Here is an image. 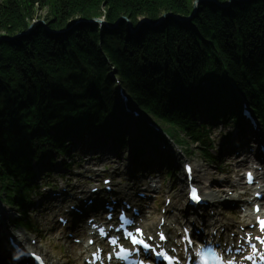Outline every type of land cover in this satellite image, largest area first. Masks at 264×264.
Here are the masks:
<instances>
[{
  "label": "trees",
  "instance_id": "trees-1",
  "mask_svg": "<svg viewBox=\"0 0 264 264\" xmlns=\"http://www.w3.org/2000/svg\"><path fill=\"white\" fill-rule=\"evenodd\" d=\"M219 1L224 3L229 0ZM191 5V0H0V36L9 39L0 44L1 175L9 177L14 170L21 171L4 160V142L7 138H16V129L14 134L8 133L12 131V126L7 127L16 124L19 119L14 110L16 104L30 109L28 101L24 100L29 92L35 95L34 92L46 87V78L57 77L59 71L83 70V78H86L88 70L95 68L96 76L104 80L109 69L105 59L107 55L117 67L131 97L146 113L171 127L186 128L188 125L183 122L167 119L160 102L164 98L154 78L162 70L164 57L169 65H178L177 59H181L182 74L174 75L170 82L178 81L180 76L187 78L198 73L209 58L217 61L218 56L227 62L237 79L240 66L247 65L253 74L264 69V0L243 2L231 9L208 4L202 6L199 17L193 21L199 28V34L168 18L159 30L145 25L144 36L138 40H127L129 32L125 22L117 26L118 34L113 35V41L106 34L101 42L96 30L86 24L81 25L84 30L79 27L66 37L55 36L40 26L31 37L21 36L15 40L16 35L27 32L29 23L41 19L38 14L45 9L48 12L44 20L48 28L60 31L77 19L99 17L103 10L112 24L127 18L135 25L143 18L157 22L162 15L169 13L186 16L191 12ZM236 27L243 35L240 38L242 50L237 49L233 41ZM142 55L146 57L145 73L140 69ZM37 68L43 70L46 78L36 74ZM33 108L37 106L33 105ZM21 114L25 112L21 111Z\"/></svg>",
  "mask_w": 264,
  "mask_h": 264
},
{
  "label": "snow or ice",
  "instance_id": "snow-or-ice-1",
  "mask_svg": "<svg viewBox=\"0 0 264 264\" xmlns=\"http://www.w3.org/2000/svg\"><path fill=\"white\" fill-rule=\"evenodd\" d=\"M190 171H191V170L189 169V172H190ZM193 198H194V199H197V200L199 199L198 196H197L196 193H195V190H193ZM126 222H127V223H130L131 221H126ZM259 224H260V227H261V231L264 232V220H261V221L259 222ZM137 231L140 232V235H141V236H143V232H142V230L137 229ZM128 237H131V244H132L133 246H135V245H140V246H142L143 249L152 252L153 255H155V256H160V255H161V253L157 252V251L155 250V248H154L152 245H150L146 240H144V239H139V238L135 237V236L133 235L132 232H129V233H128ZM160 238H161V239H166V238L164 237L163 233L160 234ZM149 239H151V238L149 237ZM257 239H259L260 242H261L262 244H264V239H261L260 237H257ZM117 242H118V241L114 239V240H112L110 243H112V244H116ZM188 242H189V243H192L193 241H192L191 238H189ZM253 248H254V249L256 248V245H255V244H253ZM137 251H139V249H137ZM163 255H164V256H167V258L169 259V261H173V258H172L171 256H168L167 253H164ZM262 258H264V257H262ZM108 259H112V257L109 256ZM220 259H221V264H225V260H224V258L221 257ZM247 259H251V257H247ZM140 264H144V261L141 260ZM173 264H174V262H173ZM227 264H233V262H232L231 260H228V261H227Z\"/></svg>",
  "mask_w": 264,
  "mask_h": 264
},
{
  "label": "bare ground",
  "instance_id": "bare-ground-1",
  "mask_svg": "<svg viewBox=\"0 0 264 264\" xmlns=\"http://www.w3.org/2000/svg\"><path fill=\"white\" fill-rule=\"evenodd\" d=\"M203 181V182H202ZM199 182H200V185L201 186H203L204 187V193H205V195L208 197V200L209 199H211V200H213V199H217V197L215 196V194H214V192H215V190H213V189H211V188H208V186H207V183H209L210 182V179L209 178H206V177H204V176H201V179H199ZM179 199V198H178ZM180 200V199H179ZM2 229H3V232L5 231V226H4V224L2 225ZM167 230H169L170 228L169 227H167L166 228ZM5 237V233L3 234V238ZM19 239H20V241L22 242V243H25L28 239H26V238H22V237H19ZM3 240V239H2ZM31 250H34V249H36V250H38V248H35V247H31L30 248ZM7 250L13 255V256H15V254L13 253V251H12V249L10 248V247H7ZM16 257V256H15ZM28 264H31L30 262H28Z\"/></svg>",
  "mask_w": 264,
  "mask_h": 264
},
{
  "label": "rangeland",
  "instance_id": "rangeland-1",
  "mask_svg": "<svg viewBox=\"0 0 264 264\" xmlns=\"http://www.w3.org/2000/svg\"><path fill=\"white\" fill-rule=\"evenodd\" d=\"M47 9H45L44 11H41V12H39V16L40 17H44L46 14H47ZM194 161L198 164V165H204V163H202V161H201V159L199 158V156L198 155H195L194 156ZM205 166V165H204ZM204 169L207 171V173L209 174V176H211L213 179H215V180H218V179H220V180H224V177L223 176H219V175H217L213 170H212V168H210L209 166H205L204 167ZM210 177V178H211ZM29 237L30 238H32L30 235H29ZM40 241V240H39ZM38 241V244L39 245H42V246H44V247H46V249L49 251V252H53V251H51V249H50V247H49V245L47 244V242H44V243H40ZM58 246L56 245V247L55 248H57ZM60 251H61V253H65V251H66V249H64V248H62L61 247V249H60ZM60 254V253H59Z\"/></svg>",
  "mask_w": 264,
  "mask_h": 264
}]
</instances>
